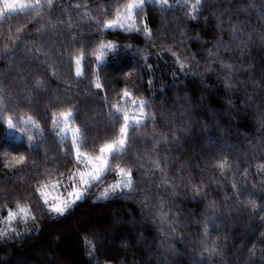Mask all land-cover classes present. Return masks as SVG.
<instances>
[{"label": "trees", "instance_id": "1", "mask_svg": "<svg viewBox=\"0 0 264 264\" xmlns=\"http://www.w3.org/2000/svg\"><path fill=\"white\" fill-rule=\"evenodd\" d=\"M0 264H264V0H0Z\"/></svg>", "mask_w": 264, "mask_h": 264}, {"label": "snow or ice", "instance_id": "2", "mask_svg": "<svg viewBox=\"0 0 264 264\" xmlns=\"http://www.w3.org/2000/svg\"><path fill=\"white\" fill-rule=\"evenodd\" d=\"M130 27H132V26L130 25ZM9 127H11V125H9ZM109 147H111V146L109 145ZM22 160H23V157H21L19 161H16V163H20V162H22ZM222 166L223 165H221V167ZM124 183H125V186H127V182H124ZM81 184H82L81 188H83L86 191L87 187L89 185V181L88 180H81ZM52 187L56 188L57 185L52 184ZM109 193L110 192L108 190H105L102 193V195L107 197L109 195ZM41 195H43V193H41ZM68 197H69V199L64 201L63 203L55 202L59 199L58 197H53L52 203H49L48 200H45L44 203L49 204V210L50 211L55 212V213H59L62 215V214H64V212L67 208H70L72 206V204H74L76 201L83 198V192L78 191L77 187L75 185H73V189L71 192L68 193ZM72 197H75V200H73ZM17 209H18V212H9L8 213L9 219H16L18 215L23 216V217L27 216L28 209L25 206L17 205Z\"/></svg>", "mask_w": 264, "mask_h": 264}]
</instances>
